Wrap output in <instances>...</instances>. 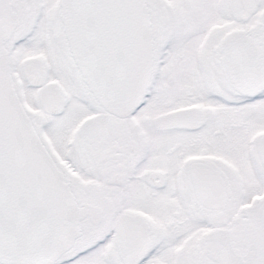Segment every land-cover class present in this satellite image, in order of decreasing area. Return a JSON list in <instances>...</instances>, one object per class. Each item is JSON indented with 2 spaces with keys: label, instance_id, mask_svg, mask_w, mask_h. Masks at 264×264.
<instances>
[{
  "label": "snow or ice",
  "instance_id": "obj_1",
  "mask_svg": "<svg viewBox=\"0 0 264 264\" xmlns=\"http://www.w3.org/2000/svg\"><path fill=\"white\" fill-rule=\"evenodd\" d=\"M0 264H264V0H0Z\"/></svg>",
  "mask_w": 264,
  "mask_h": 264
}]
</instances>
